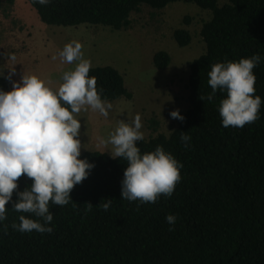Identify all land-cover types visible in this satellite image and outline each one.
<instances>
[{"label": "trees", "instance_id": "16d2710c", "mask_svg": "<svg viewBox=\"0 0 264 264\" xmlns=\"http://www.w3.org/2000/svg\"><path fill=\"white\" fill-rule=\"evenodd\" d=\"M26 1L42 22L56 26L87 23L119 30L141 6L162 9L174 2L193 3L211 16L200 29L204 52L189 64L188 107L180 113L185 119H176L168 135L158 132L136 142L141 154L162 146L182 163L171 197L144 204L121 198L127 162L85 151L80 159L94 166L74 186L67 205L50 203L51 233L11 227L20 215L39 219L12 208L18 199L14 191L7 219L0 221V264H264V0H51L46 6ZM173 37L181 47L191 39L183 28ZM253 54L261 56L253 69L255 94L262 100L259 119L242 128L223 127L218 109L226 93L218 90L212 102L206 99L212 91L208 72L217 62ZM152 62L163 69L170 55L157 51ZM89 76L103 89L102 100L132 98L115 67H91ZM11 87L0 73V89ZM150 122L157 132V122ZM182 131L191 137L187 148ZM31 183L22 176L17 191ZM107 200L104 210L100 204ZM87 203L93 205L90 211ZM168 214L177 217L175 225L166 221Z\"/></svg>", "mask_w": 264, "mask_h": 264}, {"label": "clouds", "instance_id": "9594fccd", "mask_svg": "<svg viewBox=\"0 0 264 264\" xmlns=\"http://www.w3.org/2000/svg\"><path fill=\"white\" fill-rule=\"evenodd\" d=\"M36 2L46 6L51 0ZM58 58L62 63L74 64L72 69L63 72L58 86L54 87L36 74H23L20 82H12L10 90L0 89V221L7 219L6 205L12 201L14 191L18 199L13 201L12 208L39 218L20 215V223L14 222L11 227L21 233L53 231L48 226L53 220L50 203L67 205L72 200L70 193L74 186L86 179L94 166L80 159L81 122L77 117L89 109L107 117L112 108L111 103L102 100L103 89H97L96 77L89 76L91 61L84 57L80 41L66 43L58 52ZM260 61L261 56L253 54L239 60L217 62L208 72L207 83L212 91L206 99L212 102L218 90L226 93L218 109L223 127L242 128L259 119L262 100L255 94L253 69ZM14 71L13 68L8 79ZM199 98L205 99L204 96ZM170 116L185 119L179 110L171 111ZM141 128L140 114L131 122L120 120L107 139L100 138L99 144L106 149L111 145V157L127 162L121 198L141 204L155 203L162 195L171 197L181 180L183 165L162 146L141 154L136 143L144 139ZM180 140L187 148L191 137L182 131ZM22 176L32 183L23 191H17ZM110 203L111 200H107L100 206L107 210ZM92 206L87 203L86 211ZM165 219L169 225H175L177 217L168 214ZM7 227L5 225V231Z\"/></svg>", "mask_w": 264, "mask_h": 264}, {"label": "rangeland", "instance_id": "374dc122", "mask_svg": "<svg viewBox=\"0 0 264 264\" xmlns=\"http://www.w3.org/2000/svg\"><path fill=\"white\" fill-rule=\"evenodd\" d=\"M210 16L209 10L193 3L174 2L162 9L141 6L131 14L129 25L119 30L87 23L56 26L42 22L26 0H0V73L8 78L14 68L11 84L20 82L23 74H36L56 87L63 72L74 67L58 58V52L72 40L82 43L84 57L92 67L111 65L118 69L132 98L105 100L112 105L107 117L91 109L77 117L81 122V153L110 155L111 145L106 149L99 140L107 139L120 120L131 122L140 114L144 138L158 132L168 135L176 127L170 112L182 113L188 107L189 64L204 52L200 29ZM179 28L191 36L183 47L173 37ZM160 50L170 55L163 69L152 62ZM151 120L157 122L155 133Z\"/></svg>", "mask_w": 264, "mask_h": 264}]
</instances>
